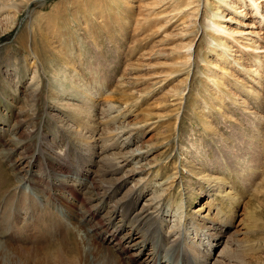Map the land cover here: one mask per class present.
I'll return each mask as SVG.
<instances>
[{
	"label": "rangeland",
	"instance_id": "rangeland-1",
	"mask_svg": "<svg viewBox=\"0 0 264 264\" xmlns=\"http://www.w3.org/2000/svg\"><path fill=\"white\" fill-rule=\"evenodd\" d=\"M178 1L1 0L26 9L10 11L13 27L0 32V167L7 181L0 264H56L55 254L42 250L57 249L65 234L78 244L73 264H190L154 227L142 229L121 212L120 200L138 181L149 182L141 195L163 211L164 229L183 215L201 252L213 242V261L264 264V0H183L189 5L180 8ZM223 41L228 52L214 45ZM34 72L40 101L32 97ZM76 83L94 101L95 138L113 136L111 152L130 172L110 197L104 190L114 182L101 172L108 154L91 164L70 154L64 139L71 134L61 131L77 128L74 118L51 119L45 110L48 88ZM68 92L60 99L80 105L85 93L75 99ZM58 150H65L60 161ZM107 163L106 172L114 169ZM153 165L158 176L147 177ZM210 224L214 230L202 228Z\"/></svg>",
	"mask_w": 264,
	"mask_h": 264
},
{
	"label": "bare ground",
	"instance_id": "bare-ground-1",
	"mask_svg": "<svg viewBox=\"0 0 264 264\" xmlns=\"http://www.w3.org/2000/svg\"><path fill=\"white\" fill-rule=\"evenodd\" d=\"M12 3L13 4L10 6V5H7L5 3H2L1 0H0V22L1 21H4L7 24V25L6 24L2 25L3 27L0 25V27L2 29L0 32H5L7 29H10V28L13 27V23L15 22L14 21L15 20V17H12L10 20L8 19V17H9L8 14L10 13V11H13L16 14H19L20 12L23 11L24 8L26 9V6L25 5L16 4L14 2H12ZM177 5L180 8V7H186L189 4L184 3L183 0H179L177 2ZM255 10L256 11L258 10L257 9V6L255 7ZM214 17H219V16H218V14H214ZM5 26H6V29H5ZM221 32H223V31H221ZM22 35H24V34H22ZM230 41H231V39H230ZM233 41H235V40H233ZM218 43H220V44H215L214 43L215 47L218 48V50H217L218 52H221V51L222 52H225V51L228 52L229 50H231L230 43H227L226 41L218 42ZM33 45H35V43ZM192 45L193 44L191 42L190 44H187V46H185L183 48L186 49V52L188 53L189 50L191 49ZM212 55L213 56L215 55L219 59H220V56H221L220 53L212 54ZM32 56H34L33 65H36L34 63L37 60H40L41 59V56L40 55H37L35 52L32 54ZM188 61H189V56L187 55V56H185V63H187ZM207 64L209 65V67H211V66L213 67V64L212 63H209L208 62ZM32 67H34V66H32ZM38 71H36V72H38ZM36 72H34V74H32V76L30 78L31 84L32 85L34 84V91L32 92V94H33L32 97H36L37 101H40V97H41V94L42 93L40 94V92H41V90H40V81L37 80V78H39V77L36 74ZM40 72H41V69H40ZM51 76L53 78H55V75L52 74ZM211 80L212 79L210 78V81ZM17 83L18 82L14 83V85H13L14 88H12V84H11L10 87L12 89H16ZM28 83H29V81H28ZM29 85H30V83H29ZM80 88H82V89H80ZM48 89L49 90L47 91V95L45 97L44 104H45V107H46L45 110L47 111V114L49 115V117L52 119L53 117H55L57 115H64V117L65 116H70L71 118H74V119H72L73 122L72 121H70V122L72 124H74V126H75V124L77 125V128L76 127L75 128H72L70 125L68 127H66L65 129H64V127L62 128L61 133L63 134V133L69 132L71 134V138H69V139L74 142L73 144H71V141L70 140H68L67 138L64 139L65 142H66V145H67L68 152L70 154H72V155L77 153L78 154L77 156H79L80 160L82 159V162L84 161L86 163L88 161L87 164L93 163L92 160L94 158H96V157L101 156L102 154L103 155H107L108 154V156H106L105 159L103 158V160H102V164L105 167L103 168V170L101 172H102V174L105 177L111 178L113 180V182H114L111 185L109 184L110 186L107 187L106 190H104V193H107V196L106 197H110L111 194L114 193V191L116 192L117 189L121 187L120 184L122 182H124L123 184H125L128 181L129 173L130 172L129 171L128 172H126V171L124 172L123 171L124 170V167H125V165L123 164V162H124L123 160L124 159L122 157H119L118 156L119 154L114 153V152H111V149L114 146L117 145L114 142H112L113 141L112 140L113 139V136H111L110 138H109V136H107V138H102V139L101 138H98V139L95 138V135L97 133L96 128L91 127V126H94V124H91L89 122V119L91 118L90 110L94 106V101H92V99L89 100L88 89L85 87V85H82V84H79V83L74 84L73 87L70 88V89L67 88V87H65L64 85L59 86L57 88V90L54 89V88H52V87H50ZM67 91H70V92H68L69 95H72L75 99H77V97L81 98L82 97V94H83L82 92L85 93V95L83 96V98H84L83 101H80V105H77L76 106L73 103L65 104V100H61L60 99V96L62 94L65 95L67 93ZM78 92H80L81 95H79ZM52 101H55L56 102V105H57L56 107L53 106V105H51V104H49ZM105 102H106V100H105ZM47 114H45V115H47ZM57 125H58V127H62L63 123L61 122V123H59ZM66 137H67V134H66ZM74 144H75V147H74ZM44 147L46 149H48V150H52L53 149V147L50 146V144L49 145H45ZM51 147H52V149H51ZM64 151L65 150H63V151L62 150H60V151L58 150V153L55 152L54 155H55V158H56L57 161H60V159L62 158V156H64V153H65ZM61 152H62V154H61ZM68 152H66V154ZM132 156H133V154L130 155V157H132ZM63 160H64V157H63ZM98 160H99V158H98ZM107 161L113 163L114 169H109L106 172L105 169H106V167H108L107 165L109 164V163H107ZM97 162H99V161H97ZM81 164H83V163H81ZM154 167H156V165L150 166L146 171H144V173L145 172H148V176L147 177H157L158 176L159 168L158 167L157 168H154ZM116 175H121V177L115 178ZM103 180H104V178H103ZM27 183H30V184L32 183L33 184L35 182L28 179ZM6 185H7L6 175L4 173V170L1 169V167H0V192H1V190ZM137 185L139 186V188L137 190H134L135 189V186H137ZM148 185H149V182H145V181H143V182H141V181L139 182L138 181V183L133 184V186L131 187V189L128 192V194H126V196L124 198H122L123 201L120 200L121 202L119 203L121 209L123 210V211L121 210V212H123V215L126 216V218L128 217L130 220L131 219L134 220V222L138 223V225H140L141 228L142 227H145V229L147 231H149V232H150V230H152L151 228L154 227V230L155 231L157 230L158 232H160L161 237H162V240L164 242H166V243L168 242L169 244L171 243L172 245L177 246L176 249H178V254H181V257L183 259V260L181 259L182 261H184V262H186V261L189 262L190 261L191 262L190 264H219L218 262L212 260L213 257H212L211 254L214 252V248H213V242L211 240L210 241L209 240L208 241L207 240L205 241L207 243V245H209V247H206V249H205L204 252H201L200 251V245L193 243V238L189 237L187 228H185L184 222L182 221L183 215H180L179 216L178 221L174 225L167 227V229H164L163 228V225H162L163 218H164L162 216L163 215V211H159V210L154 211V210H151V206L150 205H151L152 199H149V201H147V200H145V196L141 195V193L144 192V189L147 188ZM104 193H103V195H105ZM166 197H167V195H166ZM159 199H160V197H159ZM143 201H144V205L142 206V208H144V209H143L142 213H140V214L139 213H136L135 212V205L136 204H140ZM176 210H177V207H176ZM74 211H76V210H74ZM71 212L74 213L73 211H71ZM74 214L76 215V213H74ZM141 215H144V216L143 217H140ZM78 217H80V216H78ZM143 220H145V221H143ZM100 227H102V225H100ZM205 227L208 228V230L209 229L210 230H214V227L211 226V224L209 226H206L205 225L202 228H205ZM202 228H196V231H197V233L199 232L198 233L199 235H200V232H201V229ZM96 232H98V230H96ZM62 233H64V231L60 233V236H61ZM197 233H196L195 236L198 235ZM217 235L218 234H216V232H215V234L211 233L210 234V238L211 239L212 238L215 239V237ZM73 236L68 237L67 234H65L64 238L60 240V241H63V242L58 243L59 245L57 246V249H44V250H42V252H44L45 254H47V253L48 254H52V255L55 254V255H53V258H55L54 259L55 260L54 263H56V264H73V262H75V259H74L75 256L79 254L78 244H77V242L74 239H72ZM40 237H44V236L42 235ZM59 237H56V238L58 239ZM57 239H56V242L59 241V240L57 241ZM45 240L46 241H42V243H46V244H50V245L53 243L51 240H49L47 238H45ZM4 244H6V243H4ZM45 246H47V245L44 244V247ZM119 248H120V245L118 246V244H117V247L116 248L113 247V249L111 250L112 251V254L110 252V255H111V257L113 259H118V258H116V257L119 256L117 252H121V251H119ZM45 256H48V255H45ZM226 257H225L226 259L231 260L233 258V255H231V253H228V255ZM237 258H239V257H237ZM47 260H48V258L46 257V261ZM156 262H157V260L154 259L151 264H157ZM171 262H173V261H171ZM111 263H115V262L113 261ZM169 264H171V263L169 262Z\"/></svg>",
	"mask_w": 264,
	"mask_h": 264
}]
</instances>
